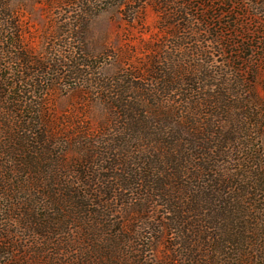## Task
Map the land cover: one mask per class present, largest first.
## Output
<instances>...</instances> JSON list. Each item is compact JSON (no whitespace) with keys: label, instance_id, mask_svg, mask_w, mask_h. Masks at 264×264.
I'll use <instances>...</instances> for the list:
<instances>
[{"label":"trees","instance_id":"trees-1","mask_svg":"<svg viewBox=\"0 0 264 264\" xmlns=\"http://www.w3.org/2000/svg\"><path fill=\"white\" fill-rule=\"evenodd\" d=\"M4 22L0 264H264V98L254 90L264 61L252 60L253 40L223 45L215 37L214 47L237 56L198 64L193 79L181 74L189 92L177 109L151 92L152 105L128 109L124 91H115L116 134L69 145L35 103L55 79L46 68L29 73L37 62L8 38ZM14 64L20 72L10 73ZM161 79L172 89L170 77ZM70 149L77 157L67 156Z\"/></svg>","mask_w":264,"mask_h":264},{"label":"rangeland","instance_id":"rangeland-1","mask_svg":"<svg viewBox=\"0 0 264 264\" xmlns=\"http://www.w3.org/2000/svg\"><path fill=\"white\" fill-rule=\"evenodd\" d=\"M231 1L228 6L220 0H5L0 19L7 20L3 28L10 26L8 38L21 44L28 61L37 62L29 73L46 68V78L55 79L45 83L35 103L51 132L71 145L116 134L121 125L116 114H122L112 98L115 91H124L120 100L128 109L131 103L152 105L147 92L164 107L177 109L185 99L182 93L189 92L181 85L183 74L193 79L198 64L217 66L237 56L232 53L237 49L214 47L217 36L223 45L253 40L258 50L252 60L263 62L264 0ZM216 13L222 17L211 19ZM62 61L52 74L55 62ZM17 71L20 66L12 65L10 73ZM161 76L172 79V89L161 85ZM254 90L264 98L262 64ZM261 144L264 149V136ZM67 154L77 157L74 149ZM162 251L160 245L155 256L160 259Z\"/></svg>","mask_w":264,"mask_h":264}]
</instances>
